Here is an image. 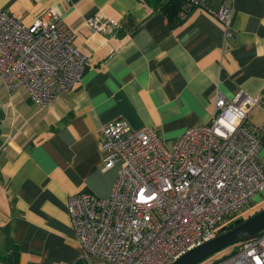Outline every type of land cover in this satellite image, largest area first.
I'll list each match as a JSON object with an SVG mask.
<instances>
[{"label":"crops","instance_id":"0c3cea01","mask_svg":"<svg viewBox=\"0 0 264 264\" xmlns=\"http://www.w3.org/2000/svg\"><path fill=\"white\" fill-rule=\"evenodd\" d=\"M223 6L234 10L229 38L198 9L171 27L142 0H0V10L24 25L53 10L86 59L81 82L43 110L0 80V178L10 203L0 227L10 224L19 264H74L81 254L66 200L111 194L118 169H104L107 122L146 127L170 147L209 122L216 91L264 102V0H206L207 9ZM93 18L116 25L96 32ZM248 124L263 125L264 108L252 109ZM258 155L264 160V146ZM248 204L264 205V191Z\"/></svg>","mask_w":264,"mask_h":264},{"label":"built area","instance_id":"2783aa9c","mask_svg":"<svg viewBox=\"0 0 264 264\" xmlns=\"http://www.w3.org/2000/svg\"><path fill=\"white\" fill-rule=\"evenodd\" d=\"M191 1L221 26L225 38L231 36L232 8L210 10L206 0ZM88 24L96 32L116 25L98 18ZM73 40L53 10L30 25L0 10V80L6 90L23 88L43 110L79 84L86 59ZM257 107L264 108L261 98L243 92L227 98L216 91L209 122L188 129L170 147L146 127L107 122L101 130L104 169L117 167L118 174L108 197H67V216L81 248L74 264H171L240 218L264 191V160L258 155L264 124H248ZM237 246L213 264H264V229Z\"/></svg>","mask_w":264,"mask_h":264},{"label":"trees","instance_id":"16d2710c","mask_svg":"<svg viewBox=\"0 0 264 264\" xmlns=\"http://www.w3.org/2000/svg\"><path fill=\"white\" fill-rule=\"evenodd\" d=\"M142 1L147 6H149L153 11L161 12L168 19V22L171 27H175L178 24H180L182 21H184L187 18V16L193 10L197 8V6L194 5L191 0H142ZM184 5L187 7V9L185 10L186 17L181 18L179 16V13L183 10ZM0 147H1V140H0ZM258 211H260V209L249 215L247 218L254 215ZM244 220H245L244 218H238L237 220L226 226L224 230L227 231L235 227ZM222 232L223 231H219L218 235L221 234ZM11 233H12V228L10 227V224L0 227V264H19L20 245L18 242L13 240ZM233 253H231L230 255H232ZM230 255L223 256L215 260L208 259L204 262L213 264L215 262L226 259Z\"/></svg>","mask_w":264,"mask_h":264},{"label":"water","instance_id":"95a60500","mask_svg":"<svg viewBox=\"0 0 264 264\" xmlns=\"http://www.w3.org/2000/svg\"><path fill=\"white\" fill-rule=\"evenodd\" d=\"M263 229L264 208L235 227L223 231L208 242L188 251L171 264H199L227 247L257 237Z\"/></svg>","mask_w":264,"mask_h":264},{"label":"rangeland","instance_id":"374dc122","mask_svg":"<svg viewBox=\"0 0 264 264\" xmlns=\"http://www.w3.org/2000/svg\"><path fill=\"white\" fill-rule=\"evenodd\" d=\"M4 186H5V180L3 178H0V225H3L4 223H6L5 221L9 219L8 208L10 206V203L6 199L5 192H4ZM251 205L248 204V205H246L244 207L240 218L246 219L249 215H251L255 211H257L259 209L261 210V209L264 208V205H262V206H251ZM237 250H238V246L237 245L230 246V247H227V248L217 252L216 254L210 256L208 259H211V260L219 259V258H221L223 256L230 255L231 253H233V252H235ZM208 259H206V260H208ZM199 264H209V263L203 261V262H201Z\"/></svg>","mask_w":264,"mask_h":264},{"label":"flooded vegetation","instance_id":"af4514ba","mask_svg":"<svg viewBox=\"0 0 264 264\" xmlns=\"http://www.w3.org/2000/svg\"><path fill=\"white\" fill-rule=\"evenodd\" d=\"M224 229H225V228H221V231H225Z\"/></svg>","mask_w":264,"mask_h":264}]
</instances>
